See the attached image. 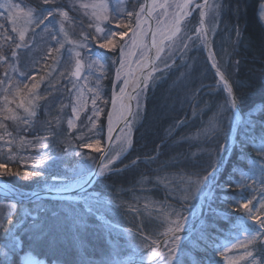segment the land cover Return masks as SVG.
Masks as SVG:
<instances>
[{
  "label": "snow or ice",
  "instance_id": "snow-or-ice-1",
  "mask_svg": "<svg viewBox=\"0 0 264 264\" xmlns=\"http://www.w3.org/2000/svg\"><path fill=\"white\" fill-rule=\"evenodd\" d=\"M76 5L89 20L87 29L80 33L79 40L70 39L66 29V24L75 23V17L69 15L72 9L66 10L67 6L61 7L57 4V0H38L35 7H22V0L21 3H15L13 0H4L0 3V9L3 10L0 11V19L6 20L11 25L13 34H7L8 29L4 24H0V29L4 31L2 37L4 43L0 44V63L5 66L3 74L0 75V178L19 176L20 168L12 166L18 164L25 169V179L38 178L37 183L43 185L42 191L53 193L75 191V195L61 196L58 205L51 210L39 195L33 193L36 199L30 203L36 215L32 216L23 230L17 227L18 215L17 220H8V227L4 229L7 239L0 245V264H10V262L16 264L17 249L23 240L21 231L25 236L30 235L34 242H38L54 228L66 229L79 239L88 231L89 220L102 209L116 215L124 214L123 202L115 196L97 191L96 184L101 178L106 179L107 174H117L136 164L137 161L133 160L130 165H125L124 169L113 167L114 162L119 160L132 145L134 121L143 111L142 96L147 93L149 87H154L158 81L162 82L169 72H179L177 79L181 81L191 82L195 79L194 74L197 69L186 62L185 55L190 47L198 49L200 45L207 51V59L211 68L215 70V76L218 77L215 87L222 88L226 95L222 100H215L219 93L211 90L213 86L200 84L197 90L209 89L207 94L214 98L216 111L202 131L197 134L196 139L203 136L205 142L212 143L222 136L224 143L218 144L215 148L200 149L202 154L209 157L207 164L188 161L191 168L186 175L182 174L179 180L182 185L180 190L184 195L177 199L175 205L163 202L159 214L155 217L158 228H163V231L155 230L146 234L143 226L137 225L135 230L124 229V233L127 235V243L140 253L136 264H264V121L259 123V135L256 134L253 119L245 121L243 127L247 131L242 132L243 138L233 144L231 149L229 148V134L233 130L234 122L240 119L236 113L241 109V105L251 106V104L246 93H240L239 96L234 94L232 85L221 72L216 53L211 47L212 41L209 37L210 30L206 25V17L219 22L224 6L220 3L210 4L209 0H203V3H196L195 0H144L131 11L121 12L119 9H114L115 15H113L109 12L107 0H93L91 3L74 0L73 7ZM193 9L199 10V26L195 28V35L188 37V40L193 42L190 46L184 40L182 32L186 19L193 15ZM113 23L119 30H112L109 25ZM37 29L45 32L56 45L49 47L44 57L45 75L43 76H38L36 72L28 75L20 71L18 51L30 47L37 36ZM211 31L215 32V27ZM178 38L183 44L182 47H177ZM66 44L70 45L68 59H74V66L66 73H61L66 82L71 84V88L66 89L70 94L69 104H61V110L71 107L67 129L69 133L73 130L80 133L76 137L79 142L74 145L73 139L68 138L63 149L58 146L53 148L51 144L56 143V134L51 130L50 125L48 135L33 137L32 140L22 135L17 139L13 132L8 130L9 122L16 127L17 132L27 133L33 128L38 112L42 109L48 111L52 102L51 92L41 95V84L48 82L52 78V73L57 70V65L62 64L61 50L65 49ZM93 44L98 45V49L108 50L112 55L111 63L108 65L113 69L110 101L103 97L101 81L105 76L101 70L105 69V65L100 63L101 60H108V53L93 52L91 48ZM5 45H14L10 55L4 53ZM85 50H87L88 69L97 68L98 74L95 75L93 87L88 86L89 77L93 73L89 71L88 77L82 76L85 70L82 53ZM49 59L52 61L51 65L47 64ZM177 59L181 61L180 64L176 63ZM81 80L84 84H80ZM50 87L54 86L50 85ZM89 98L91 115H88L87 124L90 127L85 126V129H82L78 127L77 121H80L81 113L87 114ZM133 101H135V111H133ZM100 104L104 107H100ZM258 104L259 108L264 110V97H261ZM105 109H107L108 144L113 143L112 134L116 131V127H119L122 134L115 138L120 142V150L111 156V147L105 152L101 139L96 138L104 130L102 126L98 128V121L105 113ZM56 123L59 125L61 121L57 119ZM225 123H227V132L224 131ZM183 124V121L176 122L177 127ZM85 130L88 135L84 134ZM174 130L175 128L170 127L166 130V135L170 137ZM237 135L240 136L241 133ZM49 136L52 137V141L46 143ZM192 139L193 137L182 138L184 142ZM250 143L255 145V157L249 156L245 151ZM28 148L43 154L27 158L19 155L20 150ZM93 151L100 154L99 162L92 155ZM156 151L155 156L145 157L141 162H155L162 154L159 145ZM229 151L248 159V171L247 173L240 171L239 180H226L221 184L217 180V173ZM70 153L79 158L74 166L63 173L55 175L47 173L51 164L61 155ZM28 161L32 163L29 165ZM178 162H180L178 158L164 161L157 171L174 166ZM28 167L34 170L29 173ZM36 168L41 170L36 171ZM235 174V170L230 173L232 176ZM250 179L251 184L248 183ZM157 181L163 182L160 177H157ZM233 183L240 189L237 193L239 198L225 202L235 203V211L240 213L239 223L236 225L234 235L217 242L216 237L211 233L220 234L222 226L217 219H208L209 216L216 217L217 210L213 208L212 202L207 205H197L195 201L199 200V193L205 190L231 192ZM0 187L7 190V185ZM106 187L111 190L113 186ZM167 187L170 193L177 190L171 184ZM248 191L257 192L259 198L257 195H253L250 199L245 197L244 193ZM219 199L224 198L221 196ZM26 200L29 198L20 194L16 197L15 203L9 207L14 209L18 204L23 210ZM129 207L133 215L137 214L136 208ZM197 207L200 210L199 215H197ZM145 208L147 209L148 205H145ZM49 211L54 221L51 224L45 218V214ZM28 215L32 214L29 212ZM225 219L230 221L231 217ZM205 224L213 226L205 228ZM108 226L118 227L111 224ZM198 227L208 233V239L212 241V255H207V246H205V255H200L189 246L188 241ZM80 264H89V261L82 258ZM106 264H119V262L109 260Z\"/></svg>",
  "mask_w": 264,
  "mask_h": 264
},
{
  "label": "trees",
  "instance_id": "trees-1",
  "mask_svg": "<svg viewBox=\"0 0 264 264\" xmlns=\"http://www.w3.org/2000/svg\"><path fill=\"white\" fill-rule=\"evenodd\" d=\"M222 2L224 8L221 15V30L229 37L227 39L230 42L233 55L231 54V61H229L226 68L220 67V70L230 81L236 96H239L240 93H246L249 97L251 106L249 104L241 105L240 109L244 118L251 110L259 106L258 102L261 97H264V27L258 18L260 0H223ZM139 3H142V0H137L136 3L133 0H128L127 5L136 6ZM1 31L2 29H0V44H3L2 37L4 34L2 35ZM192 43L190 44L192 45ZM3 51L7 55V45L4 46ZM185 60L197 69L194 74L195 79L191 82L178 80L179 72L173 71L169 72L162 82L158 81L154 87H149L145 94L142 117L135 125L132 133V145L113 167L115 169H124V166L130 165L133 160L137 161L136 164L117 174L109 173L106 179L101 178L96 184L97 191L102 194L115 196L119 201L123 202V215L112 213V216L111 214H107V217L109 221L117 223L124 228L135 229L137 225H142L147 230L149 228L148 224L153 225L157 223L154 219L144 218L142 215L141 211L145 200H154L160 204L166 201L174 205V202H176L174 197L176 191L170 194L167 191V185L171 184L176 189L180 188L182 186L179 183L181 175H186L191 168V164L188 161L205 165L209 161V157L206 154H202L200 149L215 148L218 144L224 143L222 136L216 138L212 143L205 142L203 136L196 139L197 134L202 131L216 111L213 104L214 98L207 94L209 89L197 90L200 84L213 86L211 90L219 93L215 97V100H222L226 93L223 92L222 88L215 87L218 79L209 70L204 57V49L201 46L198 49L190 47V50L186 52ZM176 63L180 64L181 61L177 59ZM4 70L5 66L0 63V75L3 74ZM181 71H184V69H181ZM64 84L62 79L61 81L57 79L54 89H50V87L40 89L41 95H45L49 91L51 92L52 102L48 111L42 109L38 112L33 128L29 129L27 133L22 132V135L26 136L28 140H32L33 137L48 135L50 125L51 130L56 134V143L51 144L53 148L58 146L60 149H63L68 138L73 139L74 145L79 142L76 137L80 133L76 130L69 133L67 129V117L70 114V107L61 110V104L68 105L63 102L66 94L65 91H67L63 88ZM253 101L257 103H251ZM57 119L61 121L59 125L56 123ZM262 119V116H256L254 119L257 135L260 133L259 123ZM177 121H183L184 124L177 127ZM103 123L104 120L102 119L100 127L104 125ZM77 124L82 129H85V126L90 127L86 123L85 114L81 115L80 121H77ZM170 127L175 128V130L169 137L166 135V130ZM242 127H240L239 131H242ZM224 131H228L227 123H225ZM84 134L88 135L89 133L85 130ZM183 137H193V139L189 142H184L182 140ZM102 138L103 136H101L103 147L104 142ZM242 138L241 133L237 140ZM51 141L52 137L49 136V140L45 142L51 143ZM162 141L166 142L162 144ZM158 145L162 153L159 158L152 163L141 162L145 157L155 156ZM252 145L250 143L247 149H245L247 153L249 151L252 152ZM26 152L35 157L42 156L43 154L31 148L25 149L24 153ZM193 153H195V156H193ZM98 156V153H94L96 160ZM138 157L140 159H137ZM174 158H178L180 162L174 166L157 171V169L161 168L162 162L171 161ZM78 159V157H75L71 153L61 155L55 163L51 164L47 173L51 175L63 173L74 166ZM246 159V157L239 156L230 151L219 182L224 184L226 180H235L237 172L241 170V167H244ZM12 166L20 168V175L0 178L11 191L18 195L23 194L24 196L42 191L43 185L37 183L38 178L25 179L24 167L18 164H13ZM33 170L32 167H28L27 169L29 173ZM35 170L40 171L41 169L36 168ZM209 170L211 169L209 168ZM233 170L236 172L234 176L230 175ZM157 177H160L163 182L157 181ZM141 181L143 182L141 183ZM107 185L113 186L111 190L107 189ZM231 189V192H225L228 201H231L235 197L236 188L234 183L231 184ZM42 199L48 209L51 210L58 205L61 197H45ZM195 202L197 203V201ZM14 203L0 196V222H2L0 223V245L7 239L4 229L8 227L9 219L17 220L18 215L19 221L17 222V227L23 230L26 228L27 223L30 222L32 216L36 215L30 202L25 203V209L23 210L20 209L18 204L14 209L10 208L9 205ZM212 204H214L213 201ZM216 204L218 211L226 212L227 216H229L228 213L236 209L232 205V202L219 203L217 200ZM129 206L136 208L137 214L133 215ZM29 212L32 214L31 216L28 215ZM45 218L49 220L50 224L54 223L50 211L45 214ZM208 219H217L219 221V225L222 226L221 233L211 234L216 237V240L221 238V235L227 229L229 220H226L221 213H218L216 217L209 216ZM212 226L211 224L204 225L205 228H211ZM94 231H89L88 229V232L84 233L81 238L83 244L87 245L88 248L86 250L84 248V251H82L84 256L88 257L91 254L93 258L105 250L102 242L105 237L98 235ZM20 235L23 237V240H21V249L17 251V256L15 257L16 264H20V255L22 256L25 253H31L38 258H43L48 263L80 264L83 254L78 249L76 238L66 229L54 228L47 232L46 236L38 242H34L30 235L25 236L23 231H21ZM192 237L196 238V246L191 248L200 255H204L205 246L212 242L208 239V233L198 227Z\"/></svg>",
  "mask_w": 264,
  "mask_h": 264
},
{
  "label": "rangeland",
  "instance_id": "rangeland-1",
  "mask_svg": "<svg viewBox=\"0 0 264 264\" xmlns=\"http://www.w3.org/2000/svg\"><path fill=\"white\" fill-rule=\"evenodd\" d=\"M136 1L137 0H133V2H135V3H136ZM222 1L223 0H209V3L210 4L220 3L223 5ZM3 2H4V0H0V3H3ZM13 2L21 3V0H13ZM37 2H38V0H22V7L23 6L35 7L37 5ZM81 2L91 3V2H93V0H81ZM142 2H143V0H142ZM195 2L196 3H203V0H195ZM73 3H74V0H57V4H59L61 7L67 6L66 10H68L69 8L72 9L71 11H69V15H70V17H75V23L66 24V29L69 33L70 39L79 40L80 33L87 29L89 20L86 17H84L83 12L79 10L78 5H76V7H73ZM107 3L109 6V12L113 15H115L114 9H119L121 12H126V11L134 10L135 8L138 7V5L128 6L127 5L128 0H107ZM0 11H3V10L0 9ZM221 15H222V12L220 13V16H219V22H215L210 17H206V25L210 30L209 34H210V39L212 41L211 47H212V50L216 53V59H217L218 65H219V67L225 69L227 64L229 63V61H231L230 57H232L233 54H232L231 45L229 44L230 42L227 39L229 37L226 36L225 33L222 32V30H221V28H222V26L220 25L221 24ZM258 18L264 27V0H260V2H259ZM0 24H4L5 28L8 29L7 34L13 35L11 33V25H9L6 20L0 19ZM81 25H83V26H81ZM109 26L112 28L113 31L119 30V29H117V27L114 23L109 25ZM197 26H199V10L193 9V15L186 19L184 26H183V32H182L184 40H186L189 43V45H191L190 43L192 41L188 40V37L195 35V28ZM213 27H215V32L211 31V29ZM1 32H2L1 34L3 35L4 34L3 29ZM182 46H183V44L180 41V39L178 38L177 39V47H182ZM200 46L203 48L202 45H200ZM12 47H14V45H7V55H10ZM49 47H56V45L54 42L51 41L50 37H48L45 32H42L40 29H37V36H36L34 42L30 45V47L28 49L18 51L19 60H20V71L26 72L28 75H31L32 72H36L38 76L45 75V71H44L45 59H44V57L46 56ZM69 48H70V45L66 44L65 49L61 50V54L63 56L62 64L57 65V70L52 73V78L48 82L42 83L41 88L47 89V87H50V85H51L54 87H50V89H54L56 87L57 79H58V81H61V79H62L63 83H65L63 85V88H65V89L71 88V84L67 83L66 80L64 79V77L62 78V76H61V73H66L68 70H70L74 66V59H72V60L68 59V55H69L68 49ZM91 48H92L93 52L99 51L100 53H108V60L107 61L101 60L100 63L105 65V69L101 70L104 72V76H105V78L101 81V83L103 85V97H104V99H107L110 101V97H111V93H112L111 80L113 77V69L111 67H109L108 65H110V63H111L112 55L110 52H108V50L98 49V45L93 44L91 46ZM82 55L84 56V59H85V70L82 73V76L88 77L89 71H91L93 73V75L91 77H89L88 86L93 87V86H95V75L98 74L97 68L93 67L91 70L88 69V67H87V64H88L87 50H85L82 53ZM51 63H52V61L50 59L47 60L48 65H51ZM158 66H160V65H158ZM9 71H11V70L9 69ZM80 84H84V81L81 80ZM54 92H53V94H54ZM65 92H66V94H65V98H64L63 102L66 104H69L70 94L68 91H65ZM85 95L87 96V93H85ZM144 100H145V94L142 96L143 109H144ZM100 107H104V105L100 104ZM109 107H110V103H109ZM135 110L136 109L134 107V111ZM86 113L87 114L81 113V115H83V114L86 115V123H87L88 115H91L90 98L88 100V109H86ZM142 113H143V111L136 117V119L134 121L135 125L141 119ZM70 115H71V107H70L69 116ZM256 116H262L263 117L262 121H264V110H261L259 108V106L255 107L253 110H251L244 118L242 115L241 126H243L244 122L249 120V119H253V121H254ZM102 119L104 120V123H103L104 125L102 126L104 129V132L103 133L101 132L99 137H96V138L101 139V136H103L102 139H103V142L105 145L106 137H107V109H105V113L100 117V120L98 121V128L100 127ZM114 123H115V118H114ZM241 129H242V131L247 130L246 128L243 129V127ZM8 130L12 131L13 135L16 136L17 139H19V136H22L23 131L17 132L16 127L13 124H11V122H9ZM133 130H134V128H133ZM133 130H132V133H133ZM242 131H239V132L242 133ZM117 135H122L120 133V130L115 135V137L113 139V143L110 146L111 150H112L110 153V156L114 155L117 151L120 150V142L116 141V139H115ZM237 139H238V136H237ZM237 141L238 140H236V142ZM101 142H102V140H101ZM104 145H103V148H104ZM251 147H252V152L249 151L248 155L255 157L256 156L255 145H252ZM24 152H25V149L20 150L19 155L23 156L25 158H27L28 156H32V155H29L27 152L26 153H24ZM126 152H124L122 154V156ZM94 153L95 152L93 151L92 152L93 156H94ZM33 157H35V156H33ZM117 161H115L114 164ZM30 162L32 163V161H28V163H30ZM114 164H113V166H114ZM248 165H249V161H248V159H246V161L244 162V167H241V170H239L237 172L236 178H234L235 180L240 179V171L247 173ZM201 175H203V173H201ZM0 181H2V180L0 179ZM248 183L251 184L252 180L250 179L248 181ZM234 186L236 188V193H235V197H233L232 200L238 199L239 197H238L237 193L240 192V189H238L236 187L235 183H234ZM181 187L180 188L178 187V189H177L178 191L176 190V195L174 196L176 202H174V205L177 203V199L180 196L184 195L183 191L180 190ZM257 188H259L258 184H257ZM167 191L169 192V190H167ZM11 192L14 193L13 191H11ZM205 192H206V190L204 192L199 193V200L197 201V205H200L201 200L203 199ZM14 194H16V193H14ZM16 195H18V194H16ZM193 195H195V194H193ZM253 195H257V198H259L257 192L248 191V192L244 193V196L249 198V199ZM221 196H223L224 199H219V197H221ZM217 200L219 203L228 201L227 194L225 192H220L219 190L214 189V192H213L212 197H211L209 202L213 201L214 204H212V206L214 209L217 210V213H221L223 215V217H231V220L228 222L227 229L221 235V238L217 239V242H221L225 238H230L232 235H234V233L236 231V225L239 223L240 213L233 210V212L229 211L230 212V213H228L229 216H227L225 214L226 212H223V211L219 212L217 209V204H216ZM145 205H148L147 209L145 208ZM232 205H234V207L236 208L235 203H232ZM143 206L144 207L142 208L141 212H142V215L144 216V218H151V219L155 220V217L159 214V212L161 210L162 204H160L159 202H155L154 200L148 199V200H145ZM199 211H200L199 207H197V215L199 214ZM107 214H111V216H112V212H110L106 209H102L101 212L96 213L89 220V231L95 230L94 231L95 233L97 232L98 235L105 237V239L102 240L103 246H105V250H103L95 258H93V256L91 254L88 257L86 255L84 256V253L82 251H84V248H85V250L88 249L87 245L83 244L81 238H79V239L76 238L75 240H77V245L79 247L78 249L83 254V255L81 254L82 255L81 258L89 261V264H106V262L109 260L117 261V262H119V264H127L129 262L136 261L138 256L140 255V253L137 252L134 248H132L127 243V235L124 233V229H127V228H124V227L118 225L117 223H113V222L109 221ZM99 217H103V218L99 219ZM112 219H115V218H112ZM155 222H157V221H155ZM109 224H111L113 226L118 225V227L109 228V226H108ZM148 227L149 228L147 230L144 229L146 234H149L155 230L163 231V228H158V222L154 223L153 225L148 224ZM109 233H111V235H109ZM195 240H196V238L192 237L188 241V244L190 247L194 248L196 246ZM207 247L209 250L208 255H212L213 254V253H211L212 242L209 245H207ZM20 249H21V243H20V247L17 249V251H19ZM204 255H205V252H204ZM20 260H21V255H20Z\"/></svg>",
  "mask_w": 264,
  "mask_h": 264
},
{
  "label": "water",
  "instance_id": "water-1",
  "mask_svg": "<svg viewBox=\"0 0 264 264\" xmlns=\"http://www.w3.org/2000/svg\"><path fill=\"white\" fill-rule=\"evenodd\" d=\"M143 2H144V0H143ZM209 37H210V34H209ZM204 57H205V60H206L208 68L210 69L212 74L215 76V70L211 68V64H210V62L207 59V51L205 49H204ZM216 78L218 79V77H216ZM229 83H230V81H229ZM132 104H133V111H134L135 101H133ZM236 115L240 119H239V121L234 122L233 130L229 134V148L230 149H231L232 145L236 143L237 136H238L237 134L239 133V129H240L241 121H242V113H241L240 110L237 111ZM118 131H119V127H116V131L113 132V134H112L113 135V139H114V137H115V135L117 134ZM110 146L111 145L108 144L107 139H106V142H105V145H104V148H103L104 151L107 152L108 148ZM99 157H100V154H99V156L97 158V162H99ZM226 159H227V156H225V158L223 160V163H222V166L220 167V171L217 173V180H219V178H220V176H221V174L223 172ZM3 185H5V184L0 181V186H3ZM0 190L3 191V193L0 192V196L5 198V199H8L10 201L15 202L16 197H18V195L12 193L8 188H7V190H5L3 187H0ZM213 192H214V189H212L211 191L206 190V192H205V194L203 196V199L201 200L200 205L201 204L207 205L209 200H210V198H211V196H212V194H213ZM34 193L39 195L41 198H45V197L55 198V197H61L63 195H75V191L74 190L71 193H53V192H47V191H40V192H34ZM26 197H28L29 200H26L25 203L30 202V201H35V199H36V197L33 195V193L28 195V196H26ZM20 264H58V263H55V262L47 263L44 259L38 258L37 256H34L32 254L27 253V254H24L21 257ZM127 264H136V261L129 262Z\"/></svg>",
  "mask_w": 264,
  "mask_h": 264
},
{
  "label": "flooded vegetation",
  "instance_id": "flooded-vegetation-1",
  "mask_svg": "<svg viewBox=\"0 0 264 264\" xmlns=\"http://www.w3.org/2000/svg\"><path fill=\"white\" fill-rule=\"evenodd\" d=\"M41 259H43V258H41ZM45 260V259H44ZM46 261V260H45ZM47 262V261H46ZM50 263H52V262H50Z\"/></svg>",
  "mask_w": 264,
  "mask_h": 264
},
{
  "label": "bare ground",
  "instance_id": "bare-ground-1",
  "mask_svg": "<svg viewBox=\"0 0 264 264\" xmlns=\"http://www.w3.org/2000/svg\"><path fill=\"white\" fill-rule=\"evenodd\" d=\"M114 126H115V123H114Z\"/></svg>",
  "mask_w": 264,
  "mask_h": 264
}]
</instances>
